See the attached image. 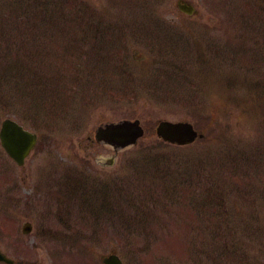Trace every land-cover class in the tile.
I'll return each mask as SVG.
<instances>
[{
  "label": "rangeland",
  "instance_id": "1",
  "mask_svg": "<svg viewBox=\"0 0 264 264\" xmlns=\"http://www.w3.org/2000/svg\"><path fill=\"white\" fill-rule=\"evenodd\" d=\"M178 1L0 0V58L22 43L12 54L23 53L24 66L42 51L66 55L62 62L71 66L60 75V68H26L32 76L21 88L5 68L14 64L1 60V120V114L14 118L43 139L26 170H13L27 187L23 194L33 197L40 182L48 192L57 168L61 175L82 172L78 180L87 175L89 182L105 173L111 183L124 177L125 191L136 198L133 208L125 201L119 225L105 232L65 230L81 223L72 212L77 203H50L51 196L13 223L0 215V246L17 264H100L113 251L124 264H186L188 254L199 264H264V166L256 168L264 164V155L257 159L264 149V0L242 8L260 14L244 19L242 28L245 10L233 12L229 0H185L194 5L193 16ZM136 119L144 137L115 165L103 164L112 150L91 143L94 128ZM161 120L190 121L203 138L166 144L156 135ZM0 157L5 176L1 148ZM61 211L64 231L57 235L52 230ZM26 221L34 230L23 236Z\"/></svg>",
  "mask_w": 264,
  "mask_h": 264
},
{
  "label": "trees",
  "instance_id": "2",
  "mask_svg": "<svg viewBox=\"0 0 264 264\" xmlns=\"http://www.w3.org/2000/svg\"><path fill=\"white\" fill-rule=\"evenodd\" d=\"M150 34H152V33H150ZM15 47H21L22 49L24 48L22 43H21V46L19 44L18 45L15 44V43L11 44V47L7 48V54L3 58H0V63H2L1 60H6L7 64H9V65L14 64V65H11L10 67H7V65L3 62L4 65H6L5 68H8L7 72L12 73V75H13L12 78H14V80H18L17 84H20V81H21V88H25L26 85H28V83H29L28 79L32 76V73L27 74L26 68H36V70L38 72H39L40 68H41L42 72H43V68H50L52 71H54L53 68H60L58 70L59 75L63 74L64 72L70 71L69 68H71V66L66 65L67 63L65 64L62 62V61L66 62V60H68L67 59L68 57L66 55H64V57H63L62 54L51 52V51H49V54H46L43 51L42 52H36L35 54L31 55L28 58V60L30 61V63H32V65L24 66L25 58H24L23 53L17 51L16 56L13 57L12 49ZM28 51L34 52V49L32 47H30V48H28ZM26 58H27V56H26ZM0 66H2V65L0 64ZM76 66L77 65H74L75 68H77ZM1 68H3V67H1ZM11 68H14V69L12 70ZM61 68H66L67 70L64 71V69L62 70ZM60 77L62 79V82H63V80L66 81L65 78H63L62 76H60ZM43 78H44V76L42 74L41 79L43 80ZM10 79H11V77H10ZM71 79L74 81V79L72 77H71ZM37 86H40V85L38 84ZM40 92H43V90H41ZM40 98H43V95L40 94ZM37 99H39V98H37ZM237 159H239V157H234V160H237ZM240 159H241V156H240ZM210 176L213 177V175H210ZM206 177H207V179L214 182L213 178H208L209 176H206ZM105 179H106V181L102 184H95V186L94 185L92 186L91 184H89L90 188H86V187L82 186L85 184L82 180H80L79 181V183L81 184V185H79L80 188L77 190V193H75V195L78 196L79 201L85 200V202H86L85 205L83 206V209L85 211V214L91 215L89 218H93L90 221L92 229L95 231L101 230V232H105V229H103L104 227H107L106 229H111V228L115 229L117 227V225H119L118 221H117V223L115 222V219L117 217L124 215L125 201H127L126 203L129 207L133 208L135 206V200H136L135 195L130 192L131 190L125 191V182L126 181H124V177L122 179H117V178L115 179V178L111 177L112 183L110 182L109 174H108V177ZM210 184H211V182H207L208 186ZM193 185L194 184L191 185V189H192V187H195ZM63 190H65V189H63ZM177 190L179 191L178 194H180V189H177ZM208 190H209V187H206L205 191H208ZM199 191L202 192V190H199ZM135 193H136V191H135ZM61 194H62V192H61ZM182 194H185V192H182ZM181 202H183V200H181ZM210 202L212 203V206H218V208L221 210V203L217 205V202H215V201L211 200ZM184 204H182V205H184ZM101 217L104 219V221H102L101 223H103V224L100 225V223H99L100 221H98V220ZM111 220L113 222L111 224H109V221H111ZM120 225H123V222ZM78 230H79V228L77 229V231ZM78 233L83 234L84 232H78ZM197 234H202V233L198 232ZM216 239L217 240L220 239V237L217 236V234H216ZM193 243L202 244L198 248H199V250L204 249V247H202L205 245V243L203 242V239L198 240L195 237L193 239ZM222 245L225 246V244H222ZM198 259L199 258L194 254L191 255V258H190V254H188L187 261L184 260L183 262L186 261L185 262L186 264H199ZM221 259L226 260L225 258H221ZM193 261H196V262H193Z\"/></svg>",
  "mask_w": 264,
  "mask_h": 264
},
{
  "label": "water",
  "instance_id": "3",
  "mask_svg": "<svg viewBox=\"0 0 264 264\" xmlns=\"http://www.w3.org/2000/svg\"><path fill=\"white\" fill-rule=\"evenodd\" d=\"M179 8L192 14L194 9L188 5H179ZM156 133L158 137L165 142L175 145H187L195 142L198 138L203 137L195 130L192 123L188 121L171 122L162 120L158 123ZM98 137L104 142L113 145L116 149L127 148L135 145L138 139L144 135V129L139 120L122 121L119 123L107 124L99 128ZM2 145L7 152L19 163L23 161L28 150L34 144L35 136L30 132L23 130L16 122L7 120L3 124L1 131ZM24 143V144H23ZM31 228H25L28 233ZM11 262L8 258L0 253V261ZM103 264H123L116 253L102 257Z\"/></svg>",
  "mask_w": 264,
  "mask_h": 264
},
{
  "label": "flooded vegetation",
  "instance_id": "4",
  "mask_svg": "<svg viewBox=\"0 0 264 264\" xmlns=\"http://www.w3.org/2000/svg\"><path fill=\"white\" fill-rule=\"evenodd\" d=\"M5 119L1 120L0 118V131H1L3 121ZM0 148H1V152L3 153L4 159L8 165L5 176L3 175L5 171L3 172L2 170H0V174H1L0 176V215L10 217V220L13 223V221L16 220L17 216H27V214H25V211H28L31 206L34 205L37 207V204H35L36 203L35 201H37L39 206H41V203H40L41 201L45 202L47 196L48 198L49 196L52 197V199H49L50 203L56 204L57 201H59L57 195H60V192L62 189H60L61 188L60 184L55 183L56 182L55 180L57 181L59 180L61 172H59L57 168L53 169L54 172L52 175L54 176H50V181H49L50 185H48L49 186L48 192H46L45 186L41 184L42 182H40V185H38L37 183L36 185L32 186V188L35 187L31 191L33 197H29V195L23 194V189L25 192L27 191V187L26 186L24 187L23 184L20 183L21 179H18V177H16L13 173L14 169L20 170L21 173H23L26 170L25 168L28 165V161L30 160V158L32 156H36V154L38 156V153L40 152L41 147H39L38 144L34 147L30 156L27 157V159L24 161L23 165H19L18 163L14 162V160H12L11 157H9L6 154V152L4 151L1 145V141H0ZM110 163L111 162H109V164ZM52 177L55 178V180H53ZM23 181H26V179H23ZM75 188L76 187H73V189ZM0 264H3V263H0ZM14 264H17V263H14Z\"/></svg>",
  "mask_w": 264,
  "mask_h": 264
}]
</instances>
